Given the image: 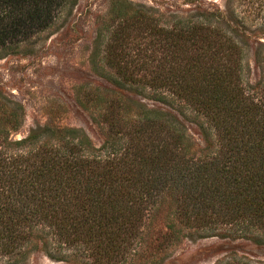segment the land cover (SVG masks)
I'll list each match as a JSON object with an SVG mask.
<instances>
[{
  "label": "trees",
  "instance_id": "1",
  "mask_svg": "<svg viewBox=\"0 0 264 264\" xmlns=\"http://www.w3.org/2000/svg\"><path fill=\"white\" fill-rule=\"evenodd\" d=\"M67 1L0 0V24H49ZM113 2L107 14L118 20L102 24L105 59L118 73L111 81L126 89L140 80L136 63L129 70L134 59L123 66L117 59L128 43L135 57L142 45L148 95L167 107L178 99L201 116L206 145L193 151L168 112L140 108L129 116L119 99L107 101L97 148L78 130L55 126L15 139L21 106L0 95V264L23 263L37 244L56 260L124 264L160 209L166 231L155 242L221 236L264 245V97L242 83L244 43L225 21L264 18V0H227L224 14L196 5L184 16ZM3 30L5 50L16 32ZM216 264L264 261L232 254Z\"/></svg>",
  "mask_w": 264,
  "mask_h": 264
},
{
  "label": "rangeland",
  "instance_id": "2",
  "mask_svg": "<svg viewBox=\"0 0 264 264\" xmlns=\"http://www.w3.org/2000/svg\"><path fill=\"white\" fill-rule=\"evenodd\" d=\"M114 0H69L64 7H55L48 17L50 23L16 22L0 24L10 41L3 50L0 38V95L21 106L20 125L11 136L20 139L38 132L45 126L76 129L94 147L102 145L106 127L103 115L108 100H117L128 106L129 116L140 108L160 109L175 117L185 129L193 144V151L203 149L205 139L192 109L174 100L172 107L153 100L145 74L143 46L135 57L132 43H128L117 62L121 66L128 60L137 64L134 72L140 80L125 88L117 87L111 78L118 76L116 67L105 59L108 35L103 22L113 25L118 16L109 20V8L117 6ZM124 1V0H123ZM229 1L233 0H228ZM73 2V4L71 3ZM152 7L167 16H184L196 5L220 10L223 14L227 0H125V3ZM71 3V4H70ZM228 7H230L228 5ZM225 21L239 34L244 43L242 56V83L256 96L264 97V18L253 17L241 26ZM42 25V26H40ZM41 28L40 31L37 29ZM17 30V31H16ZM13 34V35H12ZM104 35V37H103ZM136 35V33H134ZM132 42L137 40L131 39ZM134 56V58H133ZM116 60L114 61V63ZM113 63V64H114ZM129 65V63H128ZM154 65V63H153ZM162 90V89H160ZM166 212L160 209L142 227L146 240L124 264H216L226 256H244L264 261V245L245 238L204 236L181 237L176 241L158 238L165 233ZM130 252V251H129ZM132 252V251H131ZM21 264H75L71 260L48 257L40 244Z\"/></svg>",
  "mask_w": 264,
  "mask_h": 264
}]
</instances>
